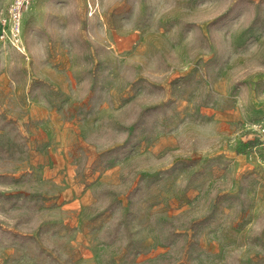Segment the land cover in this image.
Wrapping results in <instances>:
<instances>
[{
    "label": "rangeland",
    "instance_id": "obj_1",
    "mask_svg": "<svg viewBox=\"0 0 264 264\" xmlns=\"http://www.w3.org/2000/svg\"><path fill=\"white\" fill-rule=\"evenodd\" d=\"M38 8L76 59L0 38V264H264V0Z\"/></svg>",
    "mask_w": 264,
    "mask_h": 264
},
{
    "label": "crops",
    "instance_id": "obj_2",
    "mask_svg": "<svg viewBox=\"0 0 264 264\" xmlns=\"http://www.w3.org/2000/svg\"><path fill=\"white\" fill-rule=\"evenodd\" d=\"M45 1L46 0H33L31 7L26 11V13L24 15L26 36H28V28L30 25H31L30 28H31V33H32L31 40H29V37H27V47L29 50H32V51L33 50H39V49H45L48 47L52 48L51 45L46 46V43H45L46 38H43V40L40 41L41 43H39V41H37V39L35 37V35H38V32H35L36 30L37 31L42 30L43 33H40V34H44L47 36V33H48L47 29H49L51 35L52 34L58 35V42H57L58 45L55 47H56V49H58L62 52L56 59H52V58L50 59L47 57V61H45V63L48 65H59L61 67H65V66L70 64V60L76 59V56L73 57V55L70 54L71 53L70 51H76L77 50V38H75V36L73 38L70 37L71 36L70 34H72L71 33L72 30L70 31V29H68V28L71 25L65 27V25L60 26L58 24L57 25L58 27H53V26H51L50 28L47 27L50 25H46L45 11H41L38 8L40 6V4H43ZM11 2H12V0H0V18L3 16V14L5 13L6 9L8 8V6ZM57 12L59 15H61V17H63V19H65L67 16L70 17V15H71V13L68 11L66 12L63 10H59ZM0 25H1V23H0ZM72 29L75 30L76 26L73 25ZM75 35H77V34H75ZM47 41H48V37H47ZM47 43L51 44V42H47ZM59 71H62V69ZM62 75L63 74H58L55 77V81L58 82L59 85L65 90V88H67L66 82L68 81V77H66V76L64 77ZM67 93L69 95H71L69 91Z\"/></svg>",
    "mask_w": 264,
    "mask_h": 264
},
{
    "label": "built area",
    "instance_id": "obj_3",
    "mask_svg": "<svg viewBox=\"0 0 264 264\" xmlns=\"http://www.w3.org/2000/svg\"><path fill=\"white\" fill-rule=\"evenodd\" d=\"M31 0H12L0 19V38L18 50L25 52L23 41L22 18L24 12L29 8ZM264 141V128L259 129ZM264 143V142H263Z\"/></svg>",
    "mask_w": 264,
    "mask_h": 264
}]
</instances>
